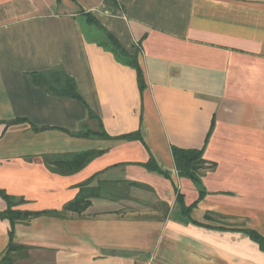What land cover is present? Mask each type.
<instances>
[{
    "label": "crops",
    "instance_id": "0c3cea01",
    "mask_svg": "<svg viewBox=\"0 0 264 264\" xmlns=\"http://www.w3.org/2000/svg\"><path fill=\"white\" fill-rule=\"evenodd\" d=\"M87 13L137 56L143 90L85 34ZM55 68L85 103L32 83ZM101 124L141 138L84 134ZM174 146L205 147V195L188 215L177 195L190 206L199 188ZM90 149L101 153L73 173L46 163ZM92 177L100 197L64 212ZM0 189L25 200L15 209L60 212L15 223L14 264H264L243 231L264 236V0H0ZM11 228L0 217V264Z\"/></svg>",
    "mask_w": 264,
    "mask_h": 264
},
{
    "label": "trees",
    "instance_id": "16d2710c",
    "mask_svg": "<svg viewBox=\"0 0 264 264\" xmlns=\"http://www.w3.org/2000/svg\"><path fill=\"white\" fill-rule=\"evenodd\" d=\"M87 15H88V19L90 20V24L96 30L93 31L92 29L88 32V30L84 29L85 34L86 35L93 34L94 36H96V39L98 40V43L100 45L112 51L118 57V59L126 61V63L132 66L137 72V78H138V84L140 90H143L145 86V77H144L143 69L138 62L137 56L130 55L121 46L118 40L109 31H107L94 16H92L90 13H87ZM87 37L89 39V36ZM30 78L34 85L43 87L47 92H49L52 95L71 97L85 103V100L78 91V87L75 79L69 76L62 69L55 68V69H50L48 71L33 72L30 74ZM89 113H90V117L96 118V115L90 109H89ZM17 121L26 122L27 120L24 118H19L17 119ZM212 128L213 126L211 127V130L208 134L206 143L212 132ZM84 134L88 136L94 135V136H102L106 138H120V139L141 138L139 132H131L118 136H110L104 131L102 124H101V131H97V132L87 131ZM204 149L205 147L199 149L198 148L185 149L175 146L172 147V154H173L175 166L179 174L181 176H185L191 179L199 188V198L190 206H186L184 204L183 194L179 193L177 195V200L182 205V209L184 213H186L187 215L190 213L192 208L197 204V202L205 195V190L203 188L202 179H201L203 170L207 168V162L203 158ZM100 153L101 151L99 150L90 149L86 151L72 153L65 158L54 159V160L46 159V163L50 167V169L55 172L62 174H69L82 169L86 164H88L93 158L98 156ZM145 166L150 170L160 171V168L158 167V165L156 164L153 158H151L147 163H145ZM92 180L93 177L79 185L80 187L79 193L72 201L68 202L64 206L63 208L64 212L72 211L76 213H82L90 206L93 198L100 197L101 190L106 189V186L103 184L98 187L91 186ZM0 195L7 202L8 205L5 211L0 212V217L10 220L12 225L10 231V243L3 254L2 260L5 262V264H14V257H13L14 252L24 248L23 245H20L14 241L13 227L15 223L19 220H29L33 217L43 214L57 215L60 214V212L28 211V210L15 209L17 205L25 202L23 198H17L15 196L9 195L8 193H6L4 190L1 189H0ZM243 231L246 232L252 240L257 242L262 250H264V236L261 233L251 228L243 229Z\"/></svg>",
    "mask_w": 264,
    "mask_h": 264
},
{
    "label": "water",
    "instance_id": "95a60500",
    "mask_svg": "<svg viewBox=\"0 0 264 264\" xmlns=\"http://www.w3.org/2000/svg\"><path fill=\"white\" fill-rule=\"evenodd\" d=\"M75 135H81L82 134V132L80 131V132H76V133H74Z\"/></svg>",
    "mask_w": 264,
    "mask_h": 264
}]
</instances>
